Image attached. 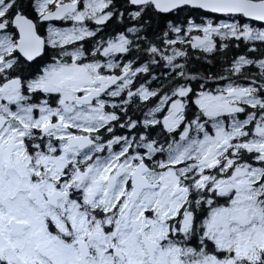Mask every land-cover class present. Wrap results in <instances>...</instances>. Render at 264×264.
Listing matches in <instances>:
<instances>
[{
	"label": "snow or ice",
	"instance_id": "obj_1",
	"mask_svg": "<svg viewBox=\"0 0 264 264\" xmlns=\"http://www.w3.org/2000/svg\"><path fill=\"white\" fill-rule=\"evenodd\" d=\"M0 264H264V0H0Z\"/></svg>",
	"mask_w": 264,
	"mask_h": 264
}]
</instances>
